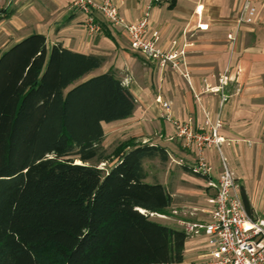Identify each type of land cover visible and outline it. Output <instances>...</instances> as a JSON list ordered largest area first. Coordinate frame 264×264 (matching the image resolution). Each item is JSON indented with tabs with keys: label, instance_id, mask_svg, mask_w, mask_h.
Returning a JSON list of instances; mask_svg holds the SVG:
<instances>
[{
	"label": "trees",
	"instance_id": "obj_1",
	"mask_svg": "<svg viewBox=\"0 0 264 264\" xmlns=\"http://www.w3.org/2000/svg\"><path fill=\"white\" fill-rule=\"evenodd\" d=\"M103 62L49 48L43 33L0 54V264L184 262L186 231L152 216L174 198L144 164L167 162V149L131 138L106 151L104 123L130 117L137 101L114 70L81 80ZM46 250L60 260L44 261Z\"/></svg>",
	"mask_w": 264,
	"mask_h": 264
},
{
	"label": "crops",
	"instance_id": "obj_2",
	"mask_svg": "<svg viewBox=\"0 0 264 264\" xmlns=\"http://www.w3.org/2000/svg\"><path fill=\"white\" fill-rule=\"evenodd\" d=\"M73 1L12 0L6 8L13 12L5 18L10 21L11 34L7 32V35L11 39L1 47L0 54L29 32L37 31L47 37L49 48L59 42L73 51L102 55L103 64H107L104 72L114 70L130 87L137 101L130 117L104 123V146L109 136L118 140L125 131H130L126 140L134 138L137 142L164 146L169 159L173 158L190 173L187 165L196 160V146L185 148L172 139L175 126L162 117L157 98L170 103L169 111L175 118L192 120L198 131L205 125L207 114L213 122L221 119L223 125L219 134L225 139L222 146L231 156V166L226 156L223 160L235 174L239 186L244 188L253 208L250 214L264 218V188H260L264 179V0H166L153 4L150 30L161 31L163 48L169 50L173 41H177L175 48L185 50L181 70L188 76L171 65L162 67L133 51L127 32L121 27L104 24L101 32L90 35L85 26L86 17L72 8ZM114 1L128 21L138 20L145 14L146 2ZM246 2L257 8V15L253 23L242 26L238 41L233 45L227 34L236 30V18ZM108 39L114 41L115 48L104 46ZM93 73L94 70L81 80ZM223 96L227 99L223 100ZM165 121L173 125L172 134L168 135ZM123 127L127 128L121 130ZM146 134L153 137L147 138ZM152 138L155 141H150ZM167 140L179 154L166 145ZM216 149L208 147L204 153L213 167V177L219 178L223 164L217 169L212 156ZM220 153L223 155V150ZM181 159L182 163L179 162ZM241 161L246 165L241 166ZM250 170L255 176L252 188L245 183ZM170 192L175 200L176 193ZM206 194L212 197L207 186ZM209 198V207H204L200 214L192 212L191 221L210 219ZM207 249L205 236L188 238L185 259L189 254L200 256Z\"/></svg>",
	"mask_w": 264,
	"mask_h": 264
},
{
	"label": "built area",
	"instance_id": "obj_3",
	"mask_svg": "<svg viewBox=\"0 0 264 264\" xmlns=\"http://www.w3.org/2000/svg\"><path fill=\"white\" fill-rule=\"evenodd\" d=\"M146 2L145 14L135 21H128L120 14L114 0H74L72 8L85 15V26L90 35L103 30V25L123 28L130 39L133 51L164 67L171 65L184 76L187 72L181 70L184 49H177V41L167 50L161 46L162 34L159 29L150 30V9L152 5L166 0H139ZM257 8L246 2L236 18V30L229 32L227 38L233 45L238 41L243 25L255 21ZM227 96H223L226 100ZM161 105V115L175 126L172 139L185 148L196 146L197 157L191 163L190 170L207 179V188L212 192L209 198L211 204L208 221H186L184 230L188 238L206 237L207 251L200 255V260L191 264H264V218L251 215L244 203L235 174L223 160V171L218 180L213 177V167L208 162L204 150L216 147L220 152L224 137L219 134L223 123L221 119L215 122L207 114L202 130H196L192 120L182 121L175 118L170 109V103L157 98ZM179 162H183L181 159Z\"/></svg>",
	"mask_w": 264,
	"mask_h": 264
},
{
	"label": "rangeland",
	"instance_id": "obj_4",
	"mask_svg": "<svg viewBox=\"0 0 264 264\" xmlns=\"http://www.w3.org/2000/svg\"><path fill=\"white\" fill-rule=\"evenodd\" d=\"M11 1L12 0H0V16H3L2 10H4L9 4H11L10 3ZM75 11L80 12L79 10H76V9ZM5 18L6 17L0 20V49L6 42L10 41L11 39V36L7 35V32H10L11 34L10 24H9L10 21L9 19L5 20ZM32 33H38V32L37 31L29 32V34H26L24 37ZM104 46L108 48L111 47L113 49L115 48L116 44L114 43L112 39H108L106 40ZM7 48H9V46ZM7 48H4V50H6ZM4 50H2V52ZM106 67H107V64L104 63L101 67L94 70V73L92 74V76L104 72V69ZM166 122H167L168 135L172 134V132L174 131L173 125H170L168 121H165V123ZM129 126L130 124L127 125V127ZM126 128L123 127V129L121 130H124ZM131 133L130 131L129 132L125 131L123 136H120L118 140H113V138L109 136L108 139L106 140V147H105L106 151L108 153H112L113 150L118 145H120V142L121 143L124 142L123 140L127 141L126 138H128ZM146 136L147 138L153 137L152 134L151 135L146 134ZM150 141H155V140L154 138H152ZM165 143L168 147L175 150L179 154V152L177 151V148L173 146L172 142L167 140L165 141ZM222 150H223V155L218 151V149H216V151L212 153V156L214 158V163L217 169H219L220 167L222 168L223 156L227 157L228 163L231 166L232 159H231V156L226 151V147L222 146ZM115 158L116 157H113L110 160V162L101 163L100 166L101 167L110 166L112 164L111 163L112 160H114ZM175 162L176 160L170 157L169 162L167 163H163L159 158H156V159H147L145 160L144 164H145V168L148 174V178H147L148 182L159 181L160 183L167 185L170 191H173L176 193L174 204L170 208H168L167 211H164L163 213L153 214L152 215L153 218L159 222L169 224V225L173 224V226L183 229L184 224H185L184 222L189 221V220L191 221L189 217L191 216L192 212H196L200 214L202 213L203 211L202 209L204 207L205 208L209 207L208 202H207L209 196L206 194L207 179L200 174H195L193 172L190 173L188 171H185L184 168L180 167ZM93 163L95 162L93 161ZM245 165L246 164H244L243 161H241V166H245ZM176 172H178V176L176 175L177 174ZM249 173L251 177L249 176ZM254 177L255 176L253 175L252 170H250V172L247 173V180H245L246 186L248 188L249 187L252 188V186H254L253 184ZM215 180L217 181L218 178H215ZM243 183H244V180H243ZM238 186H239V183H238ZM260 188H264V179L261 182ZM239 189L241 190V186H239ZM43 258H44L43 259L44 261L45 260H49V261L55 260L57 262L60 260L56 252L54 251L49 252V250L48 251L46 250L43 253ZM195 260H200V257L198 255L189 254L186 256V259L183 264H191Z\"/></svg>",
	"mask_w": 264,
	"mask_h": 264
}]
</instances>
